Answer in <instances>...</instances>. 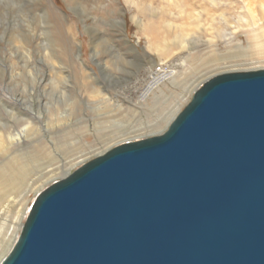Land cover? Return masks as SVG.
Here are the masks:
<instances>
[{
  "label": "water",
  "instance_id": "water-1",
  "mask_svg": "<svg viewBox=\"0 0 264 264\" xmlns=\"http://www.w3.org/2000/svg\"><path fill=\"white\" fill-rule=\"evenodd\" d=\"M1 264H264V68L42 190Z\"/></svg>",
  "mask_w": 264,
  "mask_h": 264
},
{
  "label": "rangeland",
  "instance_id": "rangeland-1",
  "mask_svg": "<svg viewBox=\"0 0 264 264\" xmlns=\"http://www.w3.org/2000/svg\"><path fill=\"white\" fill-rule=\"evenodd\" d=\"M166 3L0 0V131L6 142L0 160L7 162L8 168H18L27 156L51 153L46 159L51 164L47 169H54L69 159L64 170L55 173L39 164L29 165L22 171L21 184L11 195L0 198L3 260L12 249L4 248L6 243L13 237L14 246L30 205L42 190L117 145L165 132L196 88L226 72L219 69L199 73L209 60L198 58L193 64V56L186 58L187 65L181 69L179 65L186 64L184 53L167 56L160 49L145 50L143 26L148 18L157 22L166 14ZM222 3L219 5H226L225 0ZM210 38L224 48L218 34L211 32ZM239 38L245 40L242 34ZM159 62L179 70L181 82L175 86L166 81L160 89L172 90L166 91L164 98L153 103L152 96L148 104H142L140 94L154 77L153 70ZM250 67L264 68V61ZM132 111L136 114L131 128L156 123L158 127L95 146L114 129L105 123L111 121L109 116L130 118L132 114L126 115Z\"/></svg>",
  "mask_w": 264,
  "mask_h": 264
},
{
  "label": "bare ground",
  "instance_id": "bare-ground-1",
  "mask_svg": "<svg viewBox=\"0 0 264 264\" xmlns=\"http://www.w3.org/2000/svg\"><path fill=\"white\" fill-rule=\"evenodd\" d=\"M165 1H168L166 14H162L157 22L152 17L148 18L147 23L143 26L142 31L147 38L145 45L147 52L160 49L167 56L182 52L185 55L184 62L186 64L179 65L181 69L187 65L186 58L188 56L190 59L192 56L195 58L191 59L193 64L198 58V60L203 61L208 59V66L199 73L219 69L226 70V72L250 70L252 63L264 61V0H225V6H220L223 5V0ZM211 32L218 34V37L220 36L223 49H220L219 45L210 38ZM240 34L244 36V41L239 38ZM134 48L136 49L135 46ZM162 64V62L157 63L153 70L154 77L140 94L139 99L142 104L146 102L148 104V100L152 96L155 98L153 103H158L162 97L164 98L165 92L172 90L160 89L161 84L166 81L169 80L175 86L180 84L179 70L174 71V69L164 67ZM128 90L129 92L133 91L132 89ZM101 99L107 100L104 97ZM117 108L116 106L114 110ZM135 114L136 111L127 113L126 116L131 115L130 118L123 117L121 114L109 116L111 121L105 123L109 124L108 128L113 127L114 129L98 140L95 146L102 147L119 138L152 131L158 127L156 123L137 129L131 128L130 123ZM5 147V137L0 131V151ZM50 154L42 152L27 156L19 163L18 168H8V163L0 160V198L11 195L14 188L21 184L24 176L22 171L25 172V168L29 165L39 164L44 166L45 170L47 167L49 168L51 164L46 159ZM47 162L49 163L47 164ZM68 162L69 159L63 161L62 165H59V162L57 167L47 169V171L55 173L64 170ZM11 242H13V237L9 239L4 248L8 250L12 248ZM3 256L4 253L0 254V264Z\"/></svg>",
  "mask_w": 264,
  "mask_h": 264
}]
</instances>
